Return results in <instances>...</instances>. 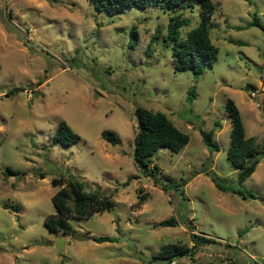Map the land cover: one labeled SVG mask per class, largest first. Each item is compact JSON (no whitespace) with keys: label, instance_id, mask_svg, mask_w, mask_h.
I'll return each instance as SVG.
<instances>
[{"label":"rangeland","instance_id":"rangeland-1","mask_svg":"<svg viewBox=\"0 0 264 264\" xmlns=\"http://www.w3.org/2000/svg\"><path fill=\"white\" fill-rule=\"evenodd\" d=\"M212 1L210 39L218 56L195 76L175 71L171 47L152 40L156 28L167 32L169 15L158 7L107 12L89 0H0V264H168L153 256L168 243L191 246L192 233L214 242L175 264H264V31L249 25L255 17L264 25V0ZM183 16L185 37L199 16ZM228 98L262 151L241 183L226 155ZM137 106L165 113L188 134L179 152L162 147L151 158L161 168L156 178L185 183L180 190L164 191L135 164ZM62 119L78 142H52ZM106 129L118 144L101 137ZM211 129L219 151L203 142L200 130ZM212 173L229 189H218ZM59 176L110 196L113 207L69 218L74 234L50 232L44 221L55 213L59 186L52 178ZM169 217L175 225H158ZM92 235L118 240L96 242Z\"/></svg>","mask_w":264,"mask_h":264},{"label":"trees","instance_id":"trees-1","mask_svg":"<svg viewBox=\"0 0 264 264\" xmlns=\"http://www.w3.org/2000/svg\"><path fill=\"white\" fill-rule=\"evenodd\" d=\"M91 4L100 11H122L126 8L137 7L146 8L148 6L158 7L168 13V23L166 35H161V30L156 28L152 40L163 39L165 44L171 47L175 71L190 70L197 76L206 67H212L217 60L218 48L210 39V29L212 27V17L216 10V3L212 0H89ZM196 10L199 16L198 24L189 30L185 37L180 35V29L188 23L189 18L184 17L185 11ZM249 25L258 26L264 31V25L257 17ZM130 37L138 41V34L135 27L130 30ZM194 89L188 90L187 98L192 100ZM225 112L230 120L231 129L229 134V145L227 148V158L237 169V180L243 182L256 169L262 151L256 145L253 137L246 136L244 124L240 111L235 102L228 98L224 105ZM136 131L133 138L132 158L135 164L141 169V174L146 177L155 178V184H160L164 191L167 188L180 190L181 185L172 177L164 176L166 183L160 182L156 175L161 173L158 164L152 163V156L158 149L165 147L173 152H179L189 141L187 133L181 131L174 123L161 111H152L142 106L135 108ZM219 126L218 121L215 122ZM204 144L212 151H219V145L214 140V130H200ZM101 137L112 145L120 142L118 135L113 130H103ZM80 140V136L75 133L65 120H60L56 133L52 137L54 144L72 145ZM10 172L11 169H9ZM44 177V175H42ZM138 177V176H137ZM132 177L123 184H128ZM211 179L220 190L229 189L222 184L221 180L213 173ZM52 184L59 188L52 195V202L55 213L45 218L44 224L50 232L55 234H74L69 218L89 217L96 212L110 210L114 201L110 196L102 194L98 190L87 191L85 184L78 178L71 177L65 180L62 176L52 178ZM141 192V191H140ZM138 193V202L145 199V195ZM240 192V191H239ZM183 194V190L180 191ZM241 193V192H240ZM252 196V195H251ZM7 208L9 205L4 204ZM176 224L174 217H169L159 221L158 225L172 226ZM241 233V232H240ZM192 245L185 246L176 243H168L153 256L154 259L165 261L168 264L183 256L193 257L198 247L214 242V239L204 235L192 233ZM96 242L117 241V237L112 236H90Z\"/></svg>","mask_w":264,"mask_h":264},{"label":"water","instance_id":"water-1","mask_svg":"<svg viewBox=\"0 0 264 264\" xmlns=\"http://www.w3.org/2000/svg\"><path fill=\"white\" fill-rule=\"evenodd\" d=\"M46 167H47L49 170H51V171H55V172H61V170H62L61 167H57V166L53 165L51 162H49V161H46ZM63 240H64L63 237H59V238H58V241H57L56 244H55L56 247H57L58 249H60V248L62 247V245H63Z\"/></svg>","mask_w":264,"mask_h":264},{"label":"built area","instance_id":"built-area-1","mask_svg":"<svg viewBox=\"0 0 264 264\" xmlns=\"http://www.w3.org/2000/svg\"><path fill=\"white\" fill-rule=\"evenodd\" d=\"M264 84V83H263ZM262 89H264V85H263V87H262ZM219 256H223L222 254H218ZM176 259H174V260H172L171 262H170V264H175V261Z\"/></svg>","mask_w":264,"mask_h":264}]
</instances>
